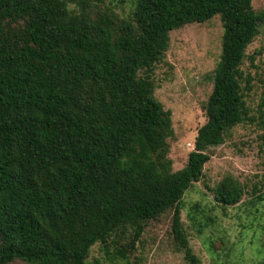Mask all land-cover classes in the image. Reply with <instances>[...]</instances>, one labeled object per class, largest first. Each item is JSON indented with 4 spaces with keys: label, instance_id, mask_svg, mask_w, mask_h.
<instances>
[{
    "label": "trees",
    "instance_id": "trees-1",
    "mask_svg": "<svg viewBox=\"0 0 264 264\" xmlns=\"http://www.w3.org/2000/svg\"><path fill=\"white\" fill-rule=\"evenodd\" d=\"M105 1L0 0V264H88L99 242L131 264L145 224L168 211L186 264H198L183 197L243 121L238 72L264 13L252 0H136L134 19L118 22L102 14ZM217 15L224 35L206 122L174 172L170 114L137 73L168 50L171 31ZM238 199L225 182L219 200Z\"/></svg>",
    "mask_w": 264,
    "mask_h": 264
},
{
    "label": "rangeland",
    "instance_id": "rangeland-1",
    "mask_svg": "<svg viewBox=\"0 0 264 264\" xmlns=\"http://www.w3.org/2000/svg\"><path fill=\"white\" fill-rule=\"evenodd\" d=\"M252 8L262 15L264 0H252ZM107 9L118 22L132 21L136 0H106L102 14ZM223 35L219 15L175 29L163 56L137 73L142 80L150 79L155 98L170 114L172 137L167 143L174 172L187 165L198 130L206 122L205 106L220 62ZM238 79L243 121L228 129L223 144L212 150L201 179L183 197L184 234L198 264H264V22L244 51ZM225 182L239 196L230 204L219 200ZM172 226L173 211L147 222L129 262L186 264ZM125 241L123 235L116 242L109 240L111 250ZM105 246L94 245L87 263L127 264L108 259Z\"/></svg>",
    "mask_w": 264,
    "mask_h": 264
}]
</instances>
